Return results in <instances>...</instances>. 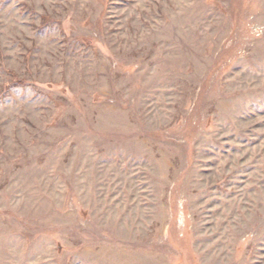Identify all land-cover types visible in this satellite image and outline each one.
Returning <instances> with one entry per match:
<instances>
[{
    "label": "rangeland",
    "instance_id": "374dc122",
    "mask_svg": "<svg viewBox=\"0 0 264 264\" xmlns=\"http://www.w3.org/2000/svg\"><path fill=\"white\" fill-rule=\"evenodd\" d=\"M0 264H264V0H0Z\"/></svg>",
    "mask_w": 264,
    "mask_h": 264
}]
</instances>
